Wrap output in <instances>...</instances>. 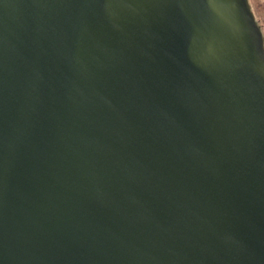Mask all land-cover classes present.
Listing matches in <instances>:
<instances>
[{
  "label": "water",
  "instance_id": "obj_1",
  "mask_svg": "<svg viewBox=\"0 0 264 264\" xmlns=\"http://www.w3.org/2000/svg\"><path fill=\"white\" fill-rule=\"evenodd\" d=\"M0 264H264L249 0H0Z\"/></svg>",
  "mask_w": 264,
  "mask_h": 264
},
{
  "label": "rangeland",
  "instance_id": "obj_2",
  "mask_svg": "<svg viewBox=\"0 0 264 264\" xmlns=\"http://www.w3.org/2000/svg\"><path fill=\"white\" fill-rule=\"evenodd\" d=\"M254 13L264 29V0H249Z\"/></svg>",
  "mask_w": 264,
  "mask_h": 264
},
{
  "label": "trees",
  "instance_id": "obj_3",
  "mask_svg": "<svg viewBox=\"0 0 264 264\" xmlns=\"http://www.w3.org/2000/svg\"><path fill=\"white\" fill-rule=\"evenodd\" d=\"M250 2V1H249ZM251 4V3H250ZM251 7H252V5H251ZM253 9V8H252ZM254 11V10H253ZM256 16V15H255ZM257 18V17H256ZM258 20V19H257ZM258 22H259V20H258ZM259 24H260V26H261V29H262V31H263V33H264V29H263V26H262V24L259 22Z\"/></svg>",
  "mask_w": 264,
  "mask_h": 264
}]
</instances>
